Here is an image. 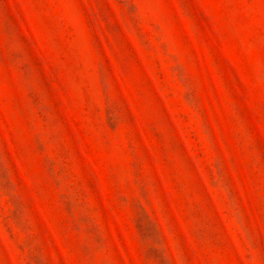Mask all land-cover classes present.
Returning a JSON list of instances; mask_svg holds the SVG:
<instances>
[{"label":"rangeland","instance_id":"374dc122","mask_svg":"<svg viewBox=\"0 0 264 264\" xmlns=\"http://www.w3.org/2000/svg\"><path fill=\"white\" fill-rule=\"evenodd\" d=\"M0 264H264V0H0Z\"/></svg>","mask_w":264,"mask_h":264}]
</instances>
